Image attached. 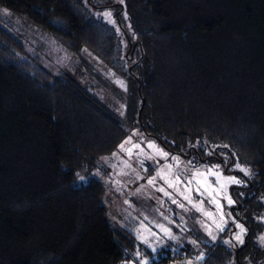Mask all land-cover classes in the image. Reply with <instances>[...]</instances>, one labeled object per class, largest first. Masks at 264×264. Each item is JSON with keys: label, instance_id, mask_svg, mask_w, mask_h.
I'll list each match as a JSON object with an SVG mask.
<instances>
[{"label": "trees", "instance_id": "16d2710c", "mask_svg": "<svg viewBox=\"0 0 264 264\" xmlns=\"http://www.w3.org/2000/svg\"><path fill=\"white\" fill-rule=\"evenodd\" d=\"M104 2L0 0L128 79L122 119L91 86L26 58L0 23V264H168L194 254L190 245L152 252L110 219L107 189L92 171L129 125L188 160L225 154L248 170L237 195L247 244H211L203 264H264L255 239L264 212V0H122L119 28L127 23L126 39L137 43L128 53L95 13Z\"/></svg>", "mask_w": 264, "mask_h": 264}, {"label": "rangeland", "instance_id": "374dc122", "mask_svg": "<svg viewBox=\"0 0 264 264\" xmlns=\"http://www.w3.org/2000/svg\"><path fill=\"white\" fill-rule=\"evenodd\" d=\"M121 2L122 0H105L106 8L96 10L95 13L116 28L124 38L125 45L127 42L128 53L130 51L128 41L130 39L134 44L135 39L129 35H127L128 40L126 39L124 30L129 31L127 23H125L126 29L123 28L121 31L119 28L117 19L119 11L117 12L115 8L122 5ZM108 13L111 15H107ZM121 17L123 20L126 19V13L124 12ZM0 23L24 43L26 58L37 59L54 76L68 74L81 84L91 86L114 112L125 119L128 107L126 77L112 71L89 54L77 55L50 34L2 6H0ZM127 129L128 135L122 143L129 138L131 142L125 144V148H131L133 144H139L140 148L133 149L131 156L120 151L119 148L101 156L97 168L92 171L93 174L91 173L99 177L107 189L106 203L110 219L130 229L138 241L152 252L166 248L164 256L175 255L183 252L187 245L191 246L194 253L192 256L174 259L168 264L176 261L178 262L175 264H203L206 248L211 244L217 246L224 243L233 250L242 246L245 241L244 236L249 230L240 222L244 212L237 195H240L241 188L248 183V178L234 165L229 164L227 156L222 154L220 158L215 154L213 161L205 163H200L196 159L188 160L169 151L159 140L149 136L138 125H129ZM150 142L168 153V157L156 155L147 147ZM113 153L116 155L114 156ZM172 157L179 159L178 165ZM216 157L221 162L217 161ZM169 164L172 165L171 172L166 179H162L157 173L161 171L168 173ZM209 168L221 173L219 178L221 182L227 177H235L241 182L226 184L221 188L218 178L213 175L196 176L193 179L194 173H207ZM152 177H156L155 182L148 184V180ZM177 177H179L178 183ZM84 181L85 178L79 179V183ZM168 182H172L174 187H169ZM161 188L169 195L161 192L159 190ZM188 189H191L190 194ZM185 195H190L191 203L184 199ZM228 198L233 201L232 204H228ZM213 199L222 206L223 215L221 209L212 203ZM197 205L200 207H196ZM239 205L241 207H238ZM205 213H211V217ZM255 221L257 225L255 239L261 244L264 242L261 239L264 237V212L256 216ZM237 225H241L246 230L242 235L243 243L235 239V234L240 232ZM161 226L169 230L171 238L161 231ZM184 255H187V251Z\"/></svg>", "mask_w": 264, "mask_h": 264}, {"label": "snow or ice", "instance_id": "6c2138e0", "mask_svg": "<svg viewBox=\"0 0 264 264\" xmlns=\"http://www.w3.org/2000/svg\"><path fill=\"white\" fill-rule=\"evenodd\" d=\"M107 15L110 16L111 14L108 13ZM130 142H131V138H129V140H126L124 143H122L121 145L118 146V148H119L120 151L126 152V154L129 155V156L132 155L133 149H139V148H140V145H139V144H133L131 148H127V149H126V148H125V144H128V143H130ZM147 147H148L149 149H152V150L155 152V154L158 155V156H161V157L167 158L168 155H169L168 153L163 152L162 149H159L154 143H151V142H150V143L147 145ZM141 151H142V150H141ZM113 155L115 156L116 153H113ZM172 159H173L174 161L177 162V165L179 164V159H178L177 157H172ZM189 163H191V162H189ZM126 166H128V165H126ZM167 167H168V173H165V172H163V171H161L160 173H157V175H159L162 179H166L167 175L171 172L172 165L169 164ZM216 167L218 168L219 166H216ZM234 167H235L236 169H239L240 171L244 172L245 175H248V174H249V173H248V170H247L246 168L241 167V165H240L239 163L235 164ZM206 175H213V176H216V177L218 178V182H220V187H221V188H224L226 184H230V183H237V184H239V183L241 182V181H239V180H238L237 178H235V177H227V178H223V181L221 182L220 179H219V178L221 177V173H219L218 171L214 170V168H209L208 171H207V173H200V172L194 173V175H193V179H195L196 176H206ZM155 179H156V177H152V178H150V179L148 180V184H153V183L155 182ZM176 182H177V183L179 182V177L176 178ZM189 183H191V181H189ZM197 183H199V181H197ZM168 186H169V187H174V184H173L172 182H168ZM159 190H160L161 192H164V189H163V188H161V189H159ZM187 191H188L189 194H190L191 189H188ZM197 191H199V189H197ZM164 194H165V195H169V193H167V192H164ZM209 195H211V193H209ZM184 199L188 200L189 203L192 202L191 199H190V195H185V196H184ZM173 203H175V201H173ZM212 203H215V204L217 205V207L221 209V215H223V213H222V206L219 205V202L216 201L215 199H213ZM232 203H233V201H232L230 198H228V204H232ZM181 207H183V205H181ZM196 207L199 208L200 206L197 205ZM205 215L211 217V213H205ZM218 227H219V225H218ZM237 227L240 228V232L237 233V234H235V239H236L238 242L243 243L242 235H243V233H244L246 230H245L241 225H237ZM221 230H223V228H221ZM161 231L164 232L165 235H168V236L171 238V234H170V232H169L168 229L163 228V226H161ZM261 239L264 240V237H262Z\"/></svg>", "mask_w": 264, "mask_h": 264}, {"label": "water", "instance_id": "95a60500", "mask_svg": "<svg viewBox=\"0 0 264 264\" xmlns=\"http://www.w3.org/2000/svg\"><path fill=\"white\" fill-rule=\"evenodd\" d=\"M122 9H123V5H122ZM117 19H118L119 25L122 27L119 13H117ZM129 44H130V47H133V48H135L137 46V43L132 44V42L130 41V39H129ZM238 207H241V206L239 205ZM249 233H250V231H249ZM245 241H247V240H245ZM246 244H247V242H245V245ZM238 253H239V251H237V258H238V261H239V255H238Z\"/></svg>", "mask_w": 264, "mask_h": 264}, {"label": "flooded vegetation", "instance_id": "af4514ba", "mask_svg": "<svg viewBox=\"0 0 264 264\" xmlns=\"http://www.w3.org/2000/svg\"><path fill=\"white\" fill-rule=\"evenodd\" d=\"M233 210H234V208L231 209L232 212H233ZM242 219H243V218L240 219V222H242V224H245V223L243 222ZM245 226H246V224H245ZM246 228H248V227L246 226ZM248 233H249V232H248ZM248 233H246V235L244 236V239H245V240H247L246 238H248V236H249ZM245 242H246V241H244V243H245ZM244 243H243V244H244ZM243 244H242V245H243ZM240 247H241V245H240L239 247H237V249L240 248Z\"/></svg>", "mask_w": 264, "mask_h": 264}, {"label": "built area", "instance_id": "2783aa9c", "mask_svg": "<svg viewBox=\"0 0 264 264\" xmlns=\"http://www.w3.org/2000/svg\"><path fill=\"white\" fill-rule=\"evenodd\" d=\"M178 261H176V262H174V263H171V264H175V263H177Z\"/></svg>", "mask_w": 264, "mask_h": 264}]
</instances>
